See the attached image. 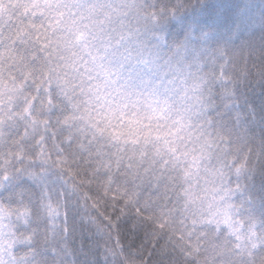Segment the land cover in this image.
Instances as JSON below:
<instances>
[{"label":"clouds","instance_id":"obj_1","mask_svg":"<svg viewBox=\"0 0 264 264\" xmlns=\"http://www.w3.org/2000/svg\"><path fill=\"white\" fill-rule=\"evenodd\" d=\"M88 3L100 7L90 23L83 0H39L27 17L38 27L56 12L67 28L39 50L30 112L3 131L39 144L48 163L28 171L45 174L68 214L67 238L41 248L44 264H206L211 250L189 256L187 230L195 227L193 240L203 233L224 244L223 209L238 210L248 192L258 205L264 195V0ZM20 9L4 0L0 14L18 25ZM201 140L211 159L193 167L189 156L173 169L169 148L199 155ZM98 147L119 165L100 163ZM21 178V187L30 184L27 171ZM31 188L39 200L40 186ZM15 251L22 256L24 246Z\"/></svg>","mask_w":264,"mask_h":264},{"label":"snow or ice","instance_id":"obj_2","mask_svg":"<svg viewBox=\"0 0 264 264\" xmlns=\"http://www.w3.org/2000/svg\"><path fill=\"white\" fill-rule=\"evenodd\" d=\"M21 6L22 17L15 24V31L8 35V21L0 14V194L7 192V196L0 199V264H44L41 248L48 245L58 237L67 238L69 232L67 211L63 214L59 208V192L49 191L48 182L43 172L28 171L37 162L48 163L39 144L29 145L24 138L7 139L3 136L5 124L11 125L13 121L21 123L22 113H29L35 100L30 93L36 89L38 81L34 77L39 70L37 60L39 50L48 51L53 37L58 36L67 25L60 19L56 12L48 18L46 24L38 27L27 22V17L36 14V5L39 0H12ZM4 0H0V9ZM51 5H59L61 0H49ZM82 20L95 21L100 15L98 5H90L88 0H83ZM43 13L44 10L42 9ZM103 28L90 26L94 34ZM88 41L85 40V44ZM36 55H33V53ZM93 61L95 58L93 57ZM70 67H77L75 61ZM100 67L95 62L92 68ZM59 82V77H56ZM72 81L65 80L60 84L61 91L66 100L71 102ZM55 97H50L54 99ZM119 105L109 109V118L117 114ZM161 110V113L162 114ZM72 117H66L65 122ZM184 118H181L183 122ZM27 127V125H25ZM96 132L103 133L104 129L96 127ZM11 140L9 145L8 141ZM208 141L201 140L199 155L188 151L179 152L176 146H171L169 151L174 155L171 160L173 169L179 167L182 158L191 156L193 167H197L202 159H211V152L207 148ZM8 148L5 151V148ZM83 147V145H81ZM102 147L97 148V157L106 167L112 164L119 165V160H104ZM27 167H20L24 165ZM213 171L212 169H205ZM27 171L29 185L24 184L21 174ZM186 176L190 174L188 168L184 169ZM31 185L40 186V199L32 191ZM248 192L240 201L239 209L233 210L232 205L223 209L224 225L229 233L227 242L220 243L219 237H208L203 233L193 235L195 227L187 230L189 256L192 252L199 254L201 247L206 252L211 250L212 255L207 257L206 264H257L259 253L264 252V195L259 197ZM239 217V219H237ZM24 246V254L17 255L15 249ZM56 249H49V254H55ZM239 254V256H237ZM189 264H195L190 260Z\"/></svg>","mask_w":264,"mask_h":264},{"label":"trees","instance_id":"obj_3","mask_svg":"<svg viewBox=\"0 0 264 264\" xmlns=\"http://www.w3.org/2000/svg\"><path fill=\"white\" fill-rule=\"evenodd\" d=\"M8 24H11L13 27L15 26V23L12 19H9Z\"/></svg>","mask_w":264,"mask_h":264}]
</instances>
